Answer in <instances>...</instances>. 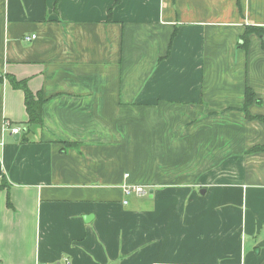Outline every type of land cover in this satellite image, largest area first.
Instances as JSON below:
<instances>
[{"label":"crops","instance_id":"crops-1","mask_svg":"<svg viewBox=\"0 0 264 264\" xmlns=\"http://www.w3.org/2000/svg\"><path fill=\"white\" fill-rule=\"evenodd\" d=\"M250 24L264 0H0V264H264Z\"/></svg>","mask_w":264,"mask_h":264},{"label":"trees","instance_id":"trees-1","mask_svg":"<svg viewBox=\"0 0 264 264\" xmlns=\"http://www.w3.org/2000/svg\"><path fill=\"white\" fill-rule=\"evenodd\" d=\"M256 34L261 38V46L264 49V28L259 25L250 24L245 27L244 33L240 36V42H238V47L247 48L248 46V36L250 34ZM8 82L13 88L21 89L24 95V106L27 115V124L30 125H41V108L45 99L41 96L39 92L34 94L26 85L25 80H18L13 75L7 74L6 76ZM254 92L250 87H246L244 94V105L243 110L246 119H258L264 123V116L262 115H251L248 111V105L254 99ZM21 140H25L24 138ZM70 145V144H69ZM251 151H264V145H257L251 147L248 152Z\"/></svg>","mask_w":264,"mask_h":264},{"label":"built area","instance_id":"built-area-1","mask_svg":"<svg viewBox=\"0 0 264 264\" xmlns=\"http://www.w3.org/2000/svg\"><path fill=\"white\" fill-rule=\"evenodd\" d=\"M35 34L25 35L23 37L24 41L28 42L35 38ZM12 134H19L21 129L19 127H11ZM127 176V174H125ZM124 192L129 195L133 194L135 196H145L148 194V189L145 185H140L137 183H126L124 184ZM126 202V201H124Z\"/></svg>","mask_w":264,"mask_h":264},{"label":"rangeland","instance_id":"rangeland-1","mask_svg":"<svg viewBox=\"0 0 264 264\" xmlns=\"http://www.w3.org/2000/svg\"><path fill=\"white\" fill-rule=\"evenodd\" d=\"M141 175L142 177H144V180L140 181V183H137V184L145 185L147 189L149 190L150 183H152V180L151 181L148 180V177L150 176V174H141Z\"/></svg>","mask_w":264,"mask_h":264},{"label":"water","instance_id":"water-1","mask_svg":"<svg viewBox=\"0 0 264 264\" xmlns=\"http://www.w3.org/2000/svg\"><path fill=\"white\" fill-rule=\"evenodd\" d=\"M17 137H18V135L14 136L15 139H17ZM201 193H204V190H201ZM91 218H92V216H89V215L88 216H84V220L86 222H88Z\"/></svg>","mask_w":264,"mask_h":264}]
</instances>
